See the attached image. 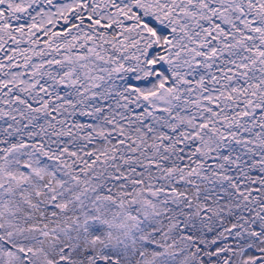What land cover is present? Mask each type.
Listing matches in <instances>:
<instances>
[{
	"label": "snow or ice",
	"instance_id": "obj_1",
	"mask_svg": "<svg viewBox=\"0 0 264 264\" xmlns=\"http://www.w3.org/2000/svg\"><path fill=\"white\" fill-rule=\"evenodd\" d=\"M0 264H264V0H0Z\"/></svg>",
	"mask_w": 264,
	"mask_h": 264
}]
</instances>
